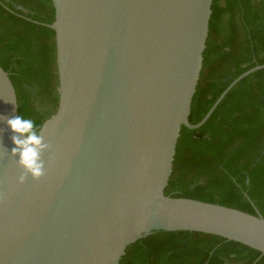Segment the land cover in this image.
Masks as SVG:
<instances>
[{
	"label": "water",
	"instance_id": "water-1",
	"mask_svg": "<svg viewBox=\"0 0 264 264\" xmlns=\"http://www.w3.org/2000/svg\"><path fill=\"white\" fill-rule=\"evenodd\" d=\"M59 103L43 123L45 174L12 155L18 97L0 66V264H119L157 231L210 234L264 255V218L165 194L189 121L213 0H52ZM26 175L23 183L19 177Z\"/></svg>",
	"mask_w": 264,
	"mask_h": 264
},
{
	"label": "trees",
	"instance_id": "trees-1",
	"mask_svg": "<svg viewBox=\"0 0 264 264\" xmlns=\"http://www.w3.org/2000/svg\"><path fill=\"white\" fill-rule=\"evenodd\" d=\"M52 0H0V66L19 115L43 124L58 108ZM264 64V0H213L203 68L189 121L199 123L228 85ZM165 194L264 218V69L241 80L207 122L182 127ZM119 264H264V255L222 237L157 231L131 244Z\"/></svg>",
	"mask_w": 264,
	"mask_h": 264
},
{
	"label": "clouds",
	"instance_id": "clouds-1",
	"mask_svg": "<svg viewBox=\"0 0 264 264\" xmlns=\"http://www.w3.org/2000/svg\"><path fill=\"white\" fill-rule=\"evenodd\" d=\"M6 123L14 133L12 155L18 157V164L26 175L40 179L45 174L41 153L48 147L40 135L43 124H37L32 118L22 115L7 119ZM26 175L19 177V183L25 181Z\"/></svg>",
	"mask_w": 264,
	"mask_h": 264
}]
</instances>
